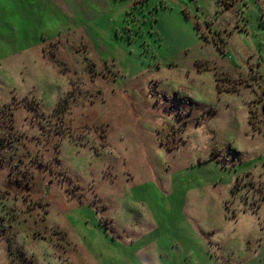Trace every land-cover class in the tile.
<instances>
[{
  "label": "rangeland",
  "instance_id": "obj_1",
  "mask_svg": "<svg viewBox=\"0 0 264 264\" xmlns=\"http://www.w3.org/2000/svg\"><path fill=\"white\" fill-rule=\"evenodd\" d=\"M264 0L0 5V264H264Z\"/></svg>",
  "mask_w": 264,
  "mask_h": 264
},
{
  "label": "water",
  "instance_id": "obj_2",
  "mask_svg": "<svg viewBox=\"0 0 264 264\" xmlns=\"http://www.w3.org/2000/svg\"><path fill=\"white\" fill-rule=\"evenodd\" d=\"M261 112H262V116H263V118H264V104H263V106H262V108H261Z\"/></svg>",
  "mask_w": 264,
  "mask_h": 264
},
{
  "label": "clouds",
  "instance_id": "obj_3",
  "mask_svg": "<svg viewBox=\"0 0 264 264\" xmlns=\"http://www.w3.org/2000/svg\"><path fill=\"white\" fill-rule=\"evenodd\" d=\"M7 2V0H3V3H0V5H3Z\"/></svg>",
  "mask_w": 264,
  "mask_h": 264
},
{
  "label": "snow or ice",
  "instance_id": "obj_4",
  "mask_svg": "<svg viewBox=\"0 0 264 264\" xmlns=\"http://www.w3.org/2000/svg\"><path fill=\"white\" fill-rule=\"evenodd\" d=\"M0 3H3V0H0Z\"/></svg>",
  "mask_w": 264,
  "mask_h": 264
}]
</instances>
